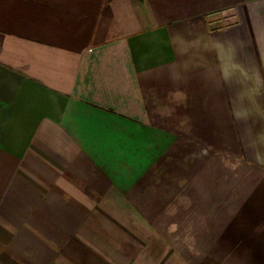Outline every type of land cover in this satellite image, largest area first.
<instances>
[{
    "label": "crops",
    "instance_id": "0c3cea01",
    "mask_svg": "<svg viewBox=\"0 0 264 264\" xmlns=\"http://www.w3.org/2000/svg\"><path fill=\"white\" fill-rule=\"evenodd\" d=\"M183 242L264 264V0H0V264Z\"/></svg>",
    "mask_w": 264,
    "mask_h": 264
},
{
    "label": "rangeland",
    "instance_id": "374dc122",
    "mask_svg": "<svg viewBox=\"0 0 264 264\" xmlns=\"http://www.w3.org/2000/svg\"><path fill=\"white\" fill-rule=\"evenodd\" d=\"M235 222L233 221V224ZM245 227V231L246 229H250L251 228V221L250 220H244V226ZM248 234V233H247ZM215 236H211L210 239H213ZM251 238H253L251 235H246L244 238V242L245 244L251 242ZM196 239L199 242L205 244V242H209L207 237L205 240V238L203 236H196ZM184 249V253L191 258L196 264H216L221 258H224L225 256V251H197V250H193V246L191 245H187L186 242H183V245L181 246ZM203 247H207L209 248V246H203ZM246 254V252H245Z\"/></svg>",
    "mask_w": 264,
    "mask_h": 264
}]
</instances>
